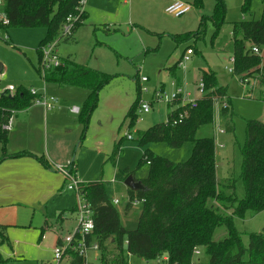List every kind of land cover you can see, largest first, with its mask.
Segmentation results:
<instances>
[{
	"label": "rangeland",
	"instance_id": "rangeland-1",
	"mask_svg": "<svg viewBox=\"0 0 264 264\" xmlns=\"http://www.w3.org/2000/svg\"><path fill=\"white\" fill-rule=\"evenodd\" d=\"M89 1L91 6L90 9L86 7L87 17L83 24L68 40H61L56 46L59 57H71L78 63L111 74L110 80L99 89L96 106L87 122H81L78 114L71 113L69 108H80L88 91L74 86L53 87L44 83L36 71V49L46 34L45 28L0 25V94L6 90L12 92L19 86L36 90L45 87L48 94L54 93L59 98L61 107L55 117L49 115L56 110L47 111V126L43 110L35 107L36 115L32 122L24 123L25 130L16 122L22 121L24 110L34 105L16 111L12 116L13 127L18 128H15V133L11 132L13 127L9 130L6 149L31 147L37 155H44L46 143L47 148L55 153L56 147H63L66 143L68 150L71 149L67 162L73 161L77 180L104 181L108 194L120 200L116 206L122 223L128 229L134 228L140 205L125 212L128 197L127 187L123 184L125 174L129 173L135 180L146 176L148 166H139L145 150L172 161H182L189 157L192 149L190 142L179 148H171L165 142L140 145L136 130H146L167 120V114L173 107L158 99V92L169 96L173 92L171 82L174 80L194 92L202 71L209 69L214 72L218 83L227 88V115L232 116L234 132L224 131L221 106L217 104L214 106L213 124L202 126L197 136L214 138L216 176L219 179L235 178V193L241 198V147L246 123L250 119L264 122V100L257 95L259 82L254 83L251 78L249 82H241L233 74L234 65L229 61L234 53L232 22L257 19L263 7L262 0H224V18L218 24L212 17L214 0H200V6L194 0H186L191 8L180 16L164 10L170 2L166 0H131L127 4L123 0ZM244 4L247 6L245 13ZM186 31L192 32L191 37L177 39ZM187 47L195 49L194 53L185 67L176 66L175 76H172L168 68L180 59ZM260 56L264 69V48ZM226 67H231L232 71ZM141 77L146 80L141 81ZM137 96L140 97L139 103H148L150 109L145 112L137 107L136 119L129 127L126 114ZM117 143L118 153L113 154ZM57 154L63 157L58 151ZM66 163L58 166H66ZM54 170L53 176L59 183L55 196L46 198L44 202L32 203L29 192L16 203L10 201L1 208L9 239L0 244V264H44L51 261L56 236L64 237L76 227V220L72 219L69 210L77 204L76 194L66 189L67 181L62 182L63 173L56 167ZM234 221L243 243L247 244L248 234L264 228V210ZM42 230L44 238L40 236ZM225 234V228L220 227L214 239H221ZM197 249L199 253L194 258L208 264L209 257L203 248ZM63 261L68 264L69 257Z\"/></svg>",
	"mask_w": 264,
	"mask_h": 264
},
{
	"label": "trees",
	"instance_id": "trees-1",
	"mask_svg": "<svg viewBox=\"0 0 264 264\" xmlns=\"http://www.w3.org/2000/svg\"><path fill=\"white\" fill-rule=\"evenodd\" d=\"M193 2L201 5L200 0ZM262 2L263 7L257 19L232 22L233 74L241 82L256 78L259 83L264 84L260 56L264 48V0ZM77 3L78 0H2L0 13L7 19V23L0 19V25L45 28L46 34L36 49V71L44 83L86 89L88 94L78 116L81 122H87L96 106L98 91L110 80L111 74L77 63L71 57H60L61 65L45 68L44 74L40 70L41 47L57 36L68 15L76 13ZM242 8L245 13L246 4ZM224 12V0H214L212 17L217 24L223 21ZM85 18L84 11L82 22L75 29ZM191 35L192 32L181 33L177 39H186ZM254 47L259 50L258 53L253 52ZM176 66L177 63L168 68L172 76H175ZM201 78L204 81V93L198 99L196 107L190 109L188 116L180 123L173 125L164 121L146 130H136L140 145L165 142L171 148H179L190 142L192 149L189 157L182 161L153 155L148 150L142 153L139 166H148L146 176L140 179L145 189L127 188L129 199L125 203L127 212L132 208V199L142 200L134 228L128 229L122 223L120 211L112 202L104 181H80L79 189L89 203L94 223L87 242H98L103 262H123L128 252L133 257L145 260L166 255V264H203L198 258H194V251L203 248L209 257L208 264H264V228L248 234V242L244 244L234 221L235 218L253 216L264 210V122L250 119L246 123L245 140L241 147L240 178L243 194L239 198L235 193V178L219 179L216 176L214 138L210 135L197 136V131L202 126L213 124L215 101L219 105L223 100L229 103L227 88L218 83L211 70L202 71ZM174 81L178 84V80ZM34 98L30 89L21 86L12 92L6 90L0 94V161L7 157L29 154L25 151L7 152L8 131L2 128V124L15 111L32 105ZM139 100L140 97L137 96L127 111L129 127L136 119ZM227 110L228 108L221 107L223 129L225 132H234L232 116L227 115ZM170 113L167 114L168 118ZM118 150L117 143L113 154L118 153ZM36 157L49 167V162L42 155ZM73 166L71 162V171ZM128 175L126 173L124 179ZM220 227L225 228L226 234L215 240V232ZM7 240L6 227L0 224V244ZM69 255L71 264H83L82 258L76 253L70 252Z\"/></svg>",
	"mask_w": 264,
	"mask_h": 264
},
{
	"label": "built area",
	"instance_id": "built-area-1",
	"mask_svg": "<svg viewBox=\"0 0 264 264\" xmlns=\"http://www.w3.org/2000/svg\"><path fill=\"white\" fill-rule=\"evenodd\" d=\"M85 0H78L76 13L70 14L66 17L64 23L61 25L59 33L57 36L47 44L41 47L42 57L40 60V70L41 74H44V69L48 67H55L61 65V58L57 55L56 46L59 41L64 38H69L75 29V26L78 23L82 22V13L84 10ZM2 4V0H0V5ZM191 8L190 3L184 2L182 0H170L169 4L166 6L165 11L174 16H180ZM0 19L3 23H7V19L3 17L0 13ZM253 52L258 53L259 50L254 47ZM193 50L188 47L185 49L184 53L177 61V65L181 67H185L186 62L190 59ZM229 61L233 64L234 58L231 56ZM228 70L232 71L231 67H226ZM254 83H257L258 80L256 78H251ZM141 81H145V77L140 78ZM250 78L244 80L243 82H249ZM173 86V92L168 96L166 93L158 92L156 96L158 99H161L169 106L173 108L170 109V117H167L166 122H170L171 124L180 123L184 118H186L189 114V110L196 107L198 99L204 93V81L200 77L194 92L188 91L181 86V84H176L175 81L171 82ZM253 88V87H251ZM259 98L264 100V84L259 83ZM31 94L35 95L32 104L41 106L45 111H51L55 109L59 105V98L52 94H47L44 89L38 91L34 88L30 89ZM219 105L218 102L215 101V105ZM221 107L228 108V103L223 100L220 103ZM140 111H149L150 105L146 102L139 104ZM72 112H79V108L77 106H72L70 109ZM12 116L8 118L6 122L2 124V128L9 131L12 126ZM222 130V129H221ZM223 131V130H222ZM128 138L131 136L127 133ZM57 168L63 173L66 189L73 190L76 194L77 204L75 206V219H76V227L73 231L59 239V242L55 244L53 248V257L51 261L45 264H64L63 259L69 257L68 264L70 263L71 257L69 255L70 252L76 253L78 256L82 258L83 264H166L167 257L166 255L155 258L154 260H145L142 258L133 257L130 253H126V260L123 262H103L101 260V254L99 249V244L97 241L87 242V237L92 234L94 229V223L92 219V211L90 209L89 203L86 198L83 196L82 192L79 189L80 181L77 180L76 176L70 169L69 166H57ZM114 181V180H113ZM128 197L127 200L128 201ZM114 204H118L119 200L114 198L112 200ZM142 200L132 199V207L140 205ZM195 254L199 253L196 249L194 251ZM133 258L139 260V262H135Z\"/></svg>",
	"mask_w": 264,
	"mask_h": 264
},
{
	"label": "crops",
	"instance_id": "crops-1",
	"mask_svg": "<svg viewBox=\"0 0 264 264\" xmlns=\"http://www.w3.org/2000/svg\"><path fill=\"white\" fill-rule=\"evenodd\" d=\"M130 1L131 0H123V3L127 4ZM169 1L170 0H166V2H169ZM182 1L188 3V1H186V0H182ZM85 4H86V6L84 5V10H85L86 17H87L86 7L90 9L91 3L89 0H87V2H85ZM85 19H84V21H85ZM75 31H76V29H75ZM186 32H188V31H186ZM183 33H185V32H183ZM184 51H185V49H184ZM184 51H183V53H184ZM193 53H194V50H193ZM84 65H86V64H84ZM261 69L264 73L262 63H261ZM204 71L208 72L210 70L206 69ZM178 84H180L179 81H178ZM51 85L53 87H58L54 84H51ZM43 89L47 93V89L45 87ZM38 91H41V90H38ZM51 94L54 95V93H51ZM257 95H259V89H258ZM37 106L38 105H34L33 107L27 108L26 110H24V114H25L24 119L22 121L19 119L18 121L20 123L16 122L17 125H20V127H23V130H25L24 129V123H26V121L32 122V120H33L32 117H34L36 115V110L34 108ZM39 107L44 112V123L47 126V119H48L47 111H45L41 106H39ZM60 109H61V107H60V100H59V105L55 109L51 110V112L55 111V110H56V112L50 114L49 116L55 117L56 114L60 113ZM70 109L71 108H69V111L71 113H75V114L79 113V112L78 113L72 112ZM228 109H229V105H228ZM31 110H35V111L31 112ZM13 114H12V116H13ZM13 123H14V120H12L11 128L13 127ZM15 128L17 129L18 126L13 127L11 132L13 131V133H15ZM66 148H67V150H66ZM56 150L58 152L62 153L63 157L61 155H58L57 151L55 153L51 148L48 149L47 143L44 146V155L42 154V156L46 159V161L49 162V167L46 165H43V163L37 159L36 156H41V155H37L38 153H36L34 151V149H32L31 147L20 148V147L12 146V148L10 150H7L8 153L25 151V152H29V154H23V155H19L16 157H7L6 159H3L2 161H0V224L4 225L6 227V235H7V223H5L3 221V215H2L3 212L1 209V208H3V206H6V204L10 201L13 203L14 202L16 203L17 199L22 198V196L24 194H28L29 192H31L29 200H31L32 203L41 202V201L44 202L46 200V198L48 200L51 196H55L56 193H58L59 183L55 179V177L53 176V172L56 171V170H54V168L55 167L57 168V166L60 165L61 163H66L67 161L70 160L69 156L71 154V149L68 150V147L66 146V143H65V146H63V147L58 146V147H56ZM71 162H73V161L67 162L66 166H69L71 164ZM53 164L55 165L54 167H52ZM72 172L76 176V173H75L76 171L74 169ZM56 177H58V176H56ZM58 179H59V177H58ZM62 182L64 184V182H65L64 178H63ZM18 184H21L22 186L18 187ZM111 198L114 199L117 197L111 196ZM117 199L119 200V198H117ZM74 206H75V204L73 206H71L69 209L72 219H75V209L72 210V208ZM129 211L130 210H128L127 213ZM43 232L44 231L42 230L40 236H42L44 238L45 235L43 234ZM7 239H9L8 235H7ZM59 239H60V237L56 236V238L54 240L55 244H57L59 242ZM47 262H49V261H47Z\"/></svg>",
	"mask_w": 264,
	"mask_h": 264
},
{
	"label": "water",
	"instance_id": "water-1",
	"mask_svg": "<svg viewBox=\"0 0 264 264\" xmlns=\"http://www.w3.org/2000/svg\"><path fill=\"white\" fill-rule=\"evenodd\" d=\"M2 69V64L0 63V70ZM123 184L132 190H143L145 189L142 185L140 180H135L133 177L129 174L123 181Z\"/></svg>",
	"mask_w": 264,
	"mask_h": 264
}]
</instances>
